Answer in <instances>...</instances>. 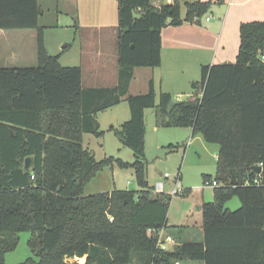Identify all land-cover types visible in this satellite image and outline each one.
<instances>
[{
	"label": "trees",
	"instance_id": "trees-1",
	"mask_svg": "<svg viewBox=\"0 0 264 264\" xmlns=\"http://www.w3.org/2000/svg\"><path fill=\"white\" fill-rule=\"evenodd\" d=\"M117 5V84L87 89L79 66L63 67L47 52L39 1L0 0V30H34L37 49L36 67L0 68V264L24 232L31 234V256L18 264H79L74 259L84 257V264H264V22L240 25L234 63L202 66L201 97L173 101L160 93L157 101L152 82L146 94L127 96L133 70L159 67L162 29L199 23L211 3ZM123 101L130 118L111 131L133 162L97 161L83 136L102 137L96 116ZM147 109L163 128H189L218 146L214 179L203 180L219 186L213 201L201 205L198 239H183L190 235L186 226H168L171 196L148 186ZM27 157L30 173L23 171ZM114 163L133 169L139 190L84 195ZM234 197L240 206L231 211L225 205ZM149 230L164 231L176 245L159 250Z\"/></svg>",
	"mask_w": 264,
	"mask_h": 264
},
{
	"label": "rangeland",
	"instance_id": "rangeland-1",
	"mask_svg": "<svg viewBox=\"0 0 264 264\" xmlns=\"http://www.w3.org/2000/svg\"><path fill=\"white\" fill-rule=\"evenodd\" d=\"M39 5L43 11L40 18V25L45 27L44 41L51 55L58 56V62L63 67H74L80 64L78 58L81 56L80 44H82L83 57L81 62L84 67H90L89 59L92 50L99 52L97 63L103 67L106 78L112 80V74L116 71L117 53L116 43L117 34L113 35L112 29L117 30V6L111 0H39ZM184 7H181V15H184ZM97 18L100 21L98 28H91L88 23ZM4 34V35H1ZM36 32L27 31H8L0 33V68L14 67H36L37 49ZM84 40L86 48H83ZM68 46V48H67ZM66 47V48H65ZM105 68V69H104ZM139 72H144L140 69ZM149 70V69H147ZM141 74V73H140ZM201 74H198L199 82ZM138 80V79H137ZM84 83L85 82L84 80ZM195 82L190 83V87ZM139 80L134 83L133 91H138ZM180 100H177L179 99ZM173 101H185L187 96H172ZM126 106V105H122ZM153 109H149L150 119L153 118ZM110 112V111H109ZM109 113H103L105 116ZM152 116V117H151ZM151 126V125H150ZM106 129L102 126L101 130ZM150 132L151 128L149 129ZM187 128H163L159 129L163 149L155 150L153 142L149 146L146 157L147 175L161 180L158 173L168 174L169 184L172 188L177 179L178 173L181 176L180 187L184 194L171 196L167 224L168 226H190V235L183 234V239L187 237H199L198 227L202 223L200 205L203 202L213 201V188L204 187L205 175L214 179L217 152L210 149L204 150L199 142L189 146ZM151 136V135H150ZM154 138V134L152 135ZM201 138V137H200ZM202 144L205 142L200 139ZM116 144H120L117 137L112 133H106L104 137H95L90 134L83 136V146L87 147L94 155L95 160L105 158L102 147L115 158L123 162L132 163L133 154L130 149L119 147L121 151L115 152ZM171 144V146H170ZM214 146L215 145H207ZM213 148V147H210ZM109 155V154H107ZM149 173V174H148ZM162 181V180H161ZM166 183V182H165ZM151 185V184H150ZM138 191L139 187L134 181V171L132 168H120L114 163L112 166L104 167L95 177L85 186L84 195H93L109 190ZM167 194V189L164 190ZM240 202L234 197L228 201L225 207L231 211L238 209ZM30 233H20L19 243L13 252L5 256V264H18L31 256V251L27 245ZM191 240V238H188ZM83 260V259H82Z\"/></svg>",
	"mask_w": 264,
	"mask_h": 264
},
{
	"label": "crops",
	"instance_id": "crops-1",
	"mask_svg": "<svg viewBox=\"0 0 264 264\" xmlns=\"http://www.w3.org/2000/svg\"><path fill=\"white\" fill-rule=\"evenodd\" d=\"M39 1V0H38ZM113 3H116L117 0H111ZM203 3H211V7L209 11L201 18L199 23H182L179 26H167L161 31V64L159 67L155 68H135L133 70V77L130 81L128 88L127 96H136L141 94H146L149 90V83H153L156 100L158 101L160 93H168L171 96L180 97L181 95L187 96V99L192 97L194 94H198L201 97L200 93V82L198 78V74H201L202 66H213V65H221V64H232L235 62V58L238 53L239 48V27L242 23L248 22H264V0H200ZM153 6L158 7L161 4H171L172 0H164L162 3L159 0H151ZM41 8V7H40ZM185 15V13H184ZM181 15V18L184 17ZM92 23H88L91 28H97L101 30L102 27L98 28L100 25V21L97 18L92 19ZM8 31L0 30V33H4ZM113 35L117 30L112 29ZM4 35V34H1ZM36 38V37H35ZM45 42V41H44ZM46 46V43H45ZM66 48V47H65ZM68 48V46H67ZM81 48V56H79L78 60L80 64L78 65L82 70V86L83 88H110L114 87L117 84V65L115 74L112 75V80L106 78V73L101 67L100 64L97 63V58L99 57V52H95L92 50L90 59H89V67H84L81 62L83 57L82 44H80ZM83 48H86V43L84 40ZM47 49V47H46ZM48 51V49H47ZM50 54V53H49ZM51 55V54H50ZM117 59V57H116ZM117 64V63H116ZM62 66V65H61ZM105 69V68H104ZM140 69H144V72ZM149 69V70H147ZM141 73V74H140ZM201 76V75H200ZM140 85H138V91H133V85L138 80ZM85 82L87 83H84ZM195 82V87H190V83ZM186 99V100H187ZM177 100H180L177 99ZM126 105V106H122ZM149 109L145 110L144 113V122H145V153L146 157L149 152V146L153 142V146L155 150L163 149V143L157 131L161 129V125H159L155 112L153 118L150 119V114H147ZM110 111V112H109ZM103 113H109L105 116ZM152 117V116H151ZM97 121L100 126V130L102 126L106 129L101 130L104 132L103 136L106 133H112V129H119L122 124L129 120L130 113L127 103L123 101L119 105L112 107L104 112L98 113L96 116ZM151 125V126H150ZM154 134V138L152 137V133ZM188 138H189V146L194 145L196 142H199V145L206 151L208 149L218 153V146H207L211 144H205L204 146L202 142H200L202 138L201 136H193L192 130L187 128ZM151 135V136H150ZM203 141V139H202ZM119 147L120 144H116L115 152L121 151ZM171 145V144H170ZM84 147V146H83ZM213 147V148H210ZM88 149L87 147H84ZM89 150V149H88ZM103 154L105 158L114 157V155L107 152V149L102 147ZM109 154V155H107ZM94 156V155H93ZM95 158V157H94ZM104 159V158H103ZM149 174V173H148ZM161 180L152 177L150 179L151 185L148 183V179L150 178L147 175V183L149 187H155L158 182H163L164 190L171 191L177 185L180 187V183L178 179H181L180 174L178 173L177 179H175L173 188L172 185L169 184L168 178H164L165 174L161 172L158 173ZM166 182V183H165ZM116 190V189H113ZM113 190H109L106 192H111ZM185 192V191H184ZM103 193V192H102ZM211 202V201H210ZM205 203V202H203ZM202 203V204H203ZM201 204V205H202ZM200 205V209H201ZM202 224V223H201ZM190 228L189 225H184ZM201 231V225L198 227ZM187 237V240H189ZM83 259V260H82ZM79 264H84L86 258L74 259Z\"/></svg>",
	"mask_w": 264,
	"mask_h": 264
},
{
	"label": "built area",
	"instance_id": "built-area-1",
	"mask_svg": "<svg viewBox=\"0 0 264 264\" xmlns=\"http://www.w3.org/2000/svg\"><path fill=\"white\" fill-rule=\"evenodd\" d=\"M261 60L262 62L264 63V55L261 56ZM169 175L168 174H165L164 175V178H168ZM204 187H217L219 186V184L215 181H205L204 184H203ZM154 192L155 193H160V194H165L164 192V184L163 182H158L155 187H154ZM178 194H184V191L180 188L177 187V185L175 186V188L169 192H167L166 195H169V196H175V195H178ZM110 221H112V218L110 217L109 218ZM149 234L151 235H154L156 236V246L159 250H163V251H168L170 249H172L173 246L176 245V241L175 239L168 235V234H165L164 231H159L158 233H155L153 231H150L148 232ZM178 264V263H176Z\"/></svg>",
	"mask_w": 264,
	"mask_h": 264
},
{
	"label": "water",
	"instance_id": "water-1",
	"mask_svg": "<svg viewBox=\"0 0 264 264\" xmlns=\"http://www.w3.org/2000/svg\"><path fill=\"white\" fill-rule=\"evenodd\" d=\"M192 85H193L192 87H195L194 84H192ZM13 136H15V135H13ZM32 170H33V158L27 157V158H25L24 163H23V171L25 173H30ZM257 172L258 173L261 172L260 167L257 168ZM232 182H234V180H232ZM68 262H72V259H68Z\"/></svg>",
	"mask_w": 264,
	"mask_h": 264
}]
</instances>
